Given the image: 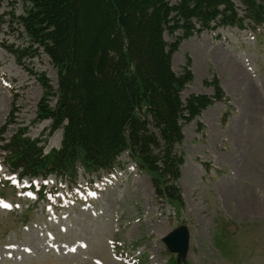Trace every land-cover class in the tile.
I'll return each mask as SVG.
<instances>
[{"label": "rangeland", "instance_id": "1", "mask_svg": "<svg viewBox=\"0 0 264 264\" xmlns=\"http://www.w3.org/2000/svg\"><path fill=\"white\" fill-rule=\"evenodd\" d=\"M24 3L0 0V128L17 108L3 136L24 126L26 135L43 139L50 121L37 119V104L45 92L38 76L44 74L55 87L56 70L41 50L20 65L2 45L27 44L28 37L11 15L21 13ZM261 33L236 28L202 31L182 40L173 53L174 71L179 73L189 59L194 75L181 91L183 99L191 93L212 95L213 88L203 80L213 76L226 96L182 126L178 150L184 161L177 184L183 207L178 212L173 202L155 196L149 176L125 153L116 179L104 177L91 189L84 180L95 174L84 176L79 170L72 184L49 176L47 188L53 184L55 194H36L28 178L8 181L0 155V197L12 201L0 206V264H131L133 256L134 264H264ZM164 37L173 40L166 32ZM59 132L47 136L44 152L59 147ZM34 181L40 184L39 178ZM180 224L188 227L189 243L178 263L162 236Z\"/></svg>", "mask_w": 264, "mask_h": 264}, {"label": "trees", "instance_id": "2", "mask_svg": "<svg viewBox=\"0 0 264 264\" xmlns=\"http://www.w3.org/2000/svg\"><path fill=\"white\" fill-rule=\"evenodd\" d=\"M24 2L22 12L11 15L28 44L7 49L19 63L39 50L50 58L56 85L38 76L45 92L36 112L38 119H51L50 132L62 128V139L58 149L43 154L42 140L17 127L1 146L6 164L22 174L63 176L77 164L88 171L114 169L127 151L149 175L157 197L182 205L177 184L184 161L178 150L182 126L226 96L213 76L203 80L212 95L183 99L181 91L194 75L189 59L174 71L173 53L182 40L204 30L237 26L256 33L264 27V0ZM15 110L0 128V139L14 123Z\"/></svg>", "mask_w": 264, "mask_h": 264}, {"label": "water", "instance_id": "3", "mask_svg": "<svg viewBox=\"0 0 264 264\" xmlns=\"http://www.w3.org/2000/svg\"><path fill=\"white\" fill-rule=\"evenodd\" d=\"M164 240L172 251L178 253L179 260L186 255L188 237L185 227L182 226L172 231Z\"/></svg>", "mask_w": 264, "mask_h": 264}, {"label": "snow or ice", "instance_id": "4", "mask_svg": "<svg viewBox=\"0 0 264 264\" xmlns=\"http://www.w3.org/2000/svg\"><path fill=\"white\" fill-rule=\"evenodd\" d=\"M5 206H7V205H5Z\"/></svg>", "mask_w": 264, "mask_h": 264}]
</instances>
